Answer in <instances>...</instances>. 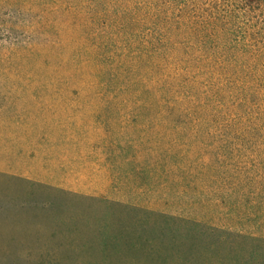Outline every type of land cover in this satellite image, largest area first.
<instances>
[{"label":"rangeland","instance_id":"rangeland-1","mask_svg":"<svg viewBox=\"0 0 264 264\" xmlns=\"http://www.w3.org/2000/svg\"><path fill=\"white\" fill-rule=\"evenodd\" d=\"M17 172L53 205L30 229L0 182V257L264 264V0H0Z\"/></svg>","mask_w":264,"mask_h":264},{"label":"trees","instance_id":"trees-1","mask_svg":"<svg viewBox=\"0 0 264 264\" xmlns=\"http://www.w3.org/2000/svg\"><path fill=\"white\" fill-rule=\"evenodd\" d=\"M0 182H4L5 184L15 185L17 187L16 194L14 197L20 200L22 198V203L14 199L17 203L20 204L22 210L26 209L24 214L26 219H23L25 225L28 228L42 227L43 220L40 219V215L38 214V208L41 211H45V214L48 213V209L52 208V202L49 199H43L41 194L47 193L51 190V187L46 186L42 183L34 182L26 177L18 176V175H9L5 173H0ZM21 201V200H20ZM27 205V206H25ZM34 207V208H33ZM17 223L21 224L20 219L15 220ZM0 223L4 225L3 218H0ZM3 236H0V243H2ZM67 245L75 244L79 247L80 241L75 242H67ZM9 247V250L12 248L11 246L4 244ZM3 250V249H2ZM5 250H7L5 248ZM38 250V249H37ZM36 254L27 253V255H20L10 251L7 253L4 251V255L0 257V263H5L10 261L9 264H37L40 262H47L49 259V263L53 260L57 259V255H45L43 252L37 251ZM49 257V258H48Z\"/></svg>","mask_w":264,"mask_h":264},{"label":"crops","instance_id":"crops-1","mask_svg":"<svg viewBox=\"0 0 264 264\" xmlns=\"http://www.w3.org/2000/svg\"><path fill=\"white\" fill-rule=\"evenodd\" d=\"M32 158H33V157H32ZM17 173H19L21 176H22V175H25V176H27V177H29V178L36 179V180H38V181H44V180H41V179H39V178H34L33 176H31V175H29V174H26V173H20V172H17Z\"/></svg>","mask_w":264,"mask_h":264}]
</instances>
